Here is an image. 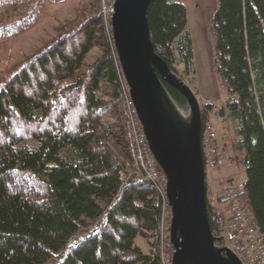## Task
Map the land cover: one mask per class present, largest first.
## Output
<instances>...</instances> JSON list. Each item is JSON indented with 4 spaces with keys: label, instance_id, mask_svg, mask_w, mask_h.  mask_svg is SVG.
Here are the masks:
<instances>
[{
    "label": "trees",
    "instance_id": "1",
    "mask_svg": "<svg viewBox=\"0 0 264 264\" xmlns=\"http://www.w3.org/2000/svg\"><path fill=\"white\" fill-rule=\"evenodd\" d=\"M59 1L0 0V9L26 10L20 20L0 22V41ZM148 18L158 54L177 73L183 65L194 83L186 2L152 0ZM210 33L216 77L229 97L203 104V119L217 118L219 134L232 141L230 158L244 164L239 202L264 236V0H218ZM95 47L102 53L83 69ZM127 87L101 0L65 21L0 84V264H171L170 242L166 257L136 244L162 239L168 202L134 171ZM208 214L214 234H222L228 215L209 195Z\"/></svg>",
    "mask_w": 264,
    "mask_h": 264
},
{
    "label": "water",
    "instance_id": "2",
    "mask_svg": "<svg viewBox=\"0 0 264 264\" xmlns=\"http://www.w3.org/2000/svg\"><path fill=\"white\" fill-rule=\"evenodd\" d=\"M152 0H116L112 37L120 67L151 150L167 178L171 209V264H243L208 214L201 101L185 79L158 54L150 34ZM164 82L186 101L184 112ZM218 240L224 242L222 245Z\"/></svg>",
    "mask_w": 264,
    "mask_h": 264
},
{
    "label": "rangeland",
    "instance_id": "3",
    "mask_svg": "<svg viewBox=\"0 0 264 264\" xmlns=\"http://www.w3.org/2000/svg\"><path fill=\"white\" fill-rule=\"evenodd\" d=\"M95 0H62L59 2H47L41 9L35 23L25 31L0 41V84L17 73L24 65V60L37 50L43 48L53 37L59 35L63 24L67 20L79 18L88 12ZM185 1V0H184ZM190 5L188 29L193 38L196 80L194 83L182 75L183 65H180V75L193 88L198 95L201 104L216 102V106L225 103L228 98L227 92L222 88L216 77L214 69V50L210 33V23L216 13L218 0H186ZM103 5V0H101ZM187 4V3H186ZM189 7V6H188ZM25 9H17L11 5H5L0 9V22L20 20ZM113 13V12H112ZM102 53L101 47H95L87 56L83 69H86ZM184 112L188 106L179 105ZM216 117L211 120L216 124ZM235 154V153H234ZM240 155V154H239ZM237 159L238 157H233ZM231 163H233L231 161ZM234 166L240 170L229 171L234 184L238 186L246 179L245 166L235 162ZM135 171V170H134ZM138 172V171H135ZM140 173V172H138ZM224 172L221 170H209L207 182L211 183L213 195L218 199L222 193L220 182ZM171 209L168 205L165 221L161 225L162 239L157 237H138L136 244L145 252L159 251L164 257L168 254L167 242H170ZM169 237V238H168ZM171 243V242H170Z\"/></svg>",
    "mask_w": 264,
    "mask_h": 264
},
{
    "label": "built area",
    "instance_id": "4",
    "mask_svg": "<svg viewBox=\"0 0 264 264\" xmlns=\"http://www.w3.org/2000/svg\"><path fill=\"white\" fill-rule=\"evenodd\" d=\"M115 1L103 0L102 7L105 22L110 25L111 29V12ZM125 92L135 144V171L140 172L144 178L152 181L158 192L167 201V178L151 150L147 134L139 119L137 108L131 98L128 87L125 89ZM231 146L232 141L219 134L212 120L204 121L203 151L207 174L209 170H222L224 172V175L220 179L223 186L220 197L215 199L214 195L209 193L211 204L219 206L228 215L225 231L216 236L218 238L224 237L225 242L243 264H264V236L256 227L252 214L245 206L240 204V190L234 184L232 176L226 171L229 162H241L239 158H230L229 149ZM209 184L208 181V186ZM165 218L166 213L162 223L165 221ZM84 235L86 233L80 234L77 238ZM218 243L222 245L224 242L218 240ZM59 257V255L55 256L54 261H58Z\"/></svg>",
    "mask_w": 264,
    "mask_h": 264
},
{
    "label": "crops",
    "instance_id": "5",
    "mask_svg": "<svg viewBox=\"0 0 264 264\" xmlns=\"http://www.w3.org/2000/svg\"><path fill=\"white\" fill-rule=\"evenodd\" d=\"M185 2L187 3V6H189V7H188V10H189L190 5L188 4V2H187L186 0H185ZM228 97H229V96H228ZM227 99H228V98H227ZM227 99H226V100H227ZM211 103L217 104L216 102H211ZM223 104H224V103H223ZM221 105H222V104H221ZM230 153H231V151H230ZM231 155H232V153H231ZM228 170H229V171H234V170L237 171V170H240V172H242L239 166L236 167V166H234V164L231 163V162H229L228 165H227V167H226V171H227V172H229ZM221 171H222V170H221ZM236 171H234V172H236ZM243 182H244V181H243ZM212 187H213V186H212ZM212 187H211V183H210L209 186H208V188H209V190H210L209 192L213 194Z\"/></svg>",
    "mask_w": 264,
    "mask_h": 264
},
{
    "label": "bare ground",
    "instance_id": "6",
    "mask_svg": "<svg viewBox=\"0 0 264 264\" xmlns=\"http://www.w3.org/2000/svg\"><path fill=\"white\" fill-rule=\"evenodd\" d=\"M116 2V1H115ZM115 4V3H114ZM102 7H103V5H102ZM113 8H114V5H113ZM103 10V9H102ZM103 12V11H102ZM112 12H113V10H112ZM112 12H111V18H112ZM134 101V100H133ZM164 173V172H163ZM143 175V174H142ZM209 195V194H208Z\"/></svg>",
    "mask_w": 264,
    "mask_h": 264
}]
</instances>
